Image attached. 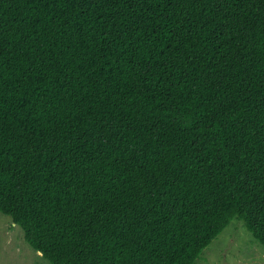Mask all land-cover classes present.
<instances>
[{
    "label": "trees",
    "instance_id": "obj_1",
    "mask_svg": "<svg viewBox=\"0 0 264 264\" xmlns=\"http://www.w3.org/2000/svg\"><path fill=\"white\" fill-rule=\"evenodd\" d=\"M0 212L50 264L264 248V0H0Z\"/></svg>",
    "mask_w": 264,
    "mask_h": 264
},
{
    "label": "rangeland",
    "instance_id": "obj_2",
    "mask_svg": "<svg viewBox=\"0 0 264 264\" xmlns=\"http://www.w3.org/2000/svg\"><path fill=\"white\" fill-rule=\"evenodd\" d=\"M0 264H50L24 240L21 227L0 212ZM194 264H264V248L240 220L231 221Z\"/></svg>",
    "mask_w": 264,
    "mask_h": 264
}]
</instances>
